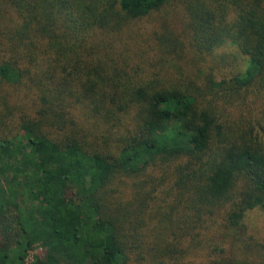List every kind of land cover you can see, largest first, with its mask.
Instances as JSON below:
<instances>
[{"label": "trees", "instance_id": "16d2710c", "mask_svg": "<svg viewBox=\"0 0 264 264\" xmlns=\"http://www.w3.org/2000/svg\"><path fill=\"white\" fill-rule=\"evenodd\" d=\"M254 208L264 0H0V264H264Z\"/></svg>", "mask_w": 264, "mask_h": 264}, {"label": "rangeland", "instance_id": "374dc122", "mask_svg": "<svg viewBox=\"0 0 264 264\" xmlns=\"http://www.w3.org/2000/svg\"><path fill=\"white\" fill-rule=\"evenodd\" d=\"M179 7L181 3L178 2ZM178 10H172L171 7L167 6L164 10H161L160 13H155L153 16L147 17L148 21H153L154 27H159V30L165 31L168 30H177L179 22H177L176 17H179L177 14ZM164 24L165 26H161ZM246 223L251 234H253L258 239L264 237V213L258 209L254 208L247 212ZM44 253V249L40 245H35L34 248L29 251L27 260H31L35 254Z\"/></svg>", "mask_w": 264, "mask_h": 264}]
</instances>
